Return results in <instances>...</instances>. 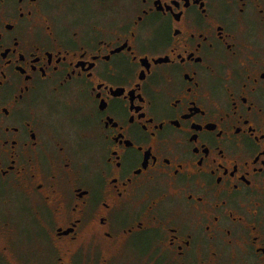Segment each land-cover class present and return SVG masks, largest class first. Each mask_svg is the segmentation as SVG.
Returning a JSON list of instances; mask_svg holds the SVG:
<instances>
[{
	"label": "flooded vegetation",
	"instance_id": "flooded-vegetation-1",
	"mask_svg": "<svg viewBox=\"0 0 264 264\" xmlns=\"http://www.w3.org/2000/svg\"><path fill=\"white\" fill-rule=\"evenodd\" d=\"M119 249L264 264V0H0V264Z\"/></svg>",
	"mask_w": 264,
	"mask_h": 264
},
{
	"label": "rangeland",
	"instance_id": "rangeland-1",
	"mask_svg": "<svg viewBox=\"0 0 264 264\" xmlns=\"http://www.w3.org/2000/svg\"><path fill=\"white\" fill-rule=\"evenodd\" d=\"M63 116H62V119L60 120L61 122H75L74 118L72 117V115L70 114V112L68 111H64L63 112ZM36 246L37 245H32V251H28L27 253H24L25 255H23L24 257H28V258H32V259H35V258H39L40 261L43 259V255H42V252L39 251V249L37 250L36 249ZM52 252H54L53 250H51ZM49 252V256L51 257L53 255L52 252ZM111 255L115 254L114 255V259L112 260V263L111 264H138L137 262L135 263L134 262V259L132 258H128L125 250H122V249H119L118 251H115V252H111L109 253ZM30 255V257H29ZM52 264H55V262Z\"/></svg>",
	"mask_w": 264,
	"mask_h": 264
}]
</instances>
